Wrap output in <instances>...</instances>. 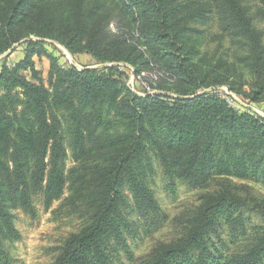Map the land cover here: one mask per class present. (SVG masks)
<instances>
[{"label":"trees","instance_id":"trees-1","mask_svg":"<svg viewBox=\"0 0 264 264\" xmlns=\"http://www.w3.org/2000/svg\"><path fill=\"white\" fill-rule=\"evenodd\" d=\"M251 1L0 0V56L12 50L0 67V264H16L6 246L21 239L12 207L35 215L38 196L51 206L67 189L83 225L52 264H264V198L229 184L264 183V118L236 111L220 93L227 86L264 104V32ZM254 2L264 20V0ZM213 21L247 52L249 91L220 64L199 63L197 25ZM47 41L110 65L63 67ZM16 45L24 56L9 65ZM37 57L50 62L48 85ZM120 64L150 90L132 91ZM68 148L88 164L67 171ZM155 159L172 192L176 178L194 188L227 182L202 195L179 238L136 260L129 239L164 222Z\"/></svg>","mask_w":264,"mask_h":264},{"label":"rangeland","instance_id":"rangeland-1","mask_svg":"<svg viewBox=\"0 0 264 264\" xmlns=\"http://www.w3.org/2000/svg\"><path fill=\"white\" fill-rule=\"evenodd\" d=\"M104 5V9L106 8ZM253 10L254 24L264 32V20L258 18L255 14L257 5L254 0L251 1ZM111 14L119 16L118 11L110 5H107ZM120 17V16H119ZM197 27L205 30V41L201 48L199 63L203 65H217L226 68L232 74L238 85L244 84V89L249 91L246 85L253 80L251 68L244 60L247 52L234 46L230 39L220 30L217 21L209 24H198ZM115 29V25H112ZM14 52L8 58V64L13 65L22 60L24 56V46L16 45ZM47 49L59 58L61 66L69 68L75 66L82 70L88 67L98 69L105 68L110 64H99L92 56L87 53L71 54L64 46L54 41H47ZM12 52V50H10ZM0 56V67L4 57L11 52ZM36 67L41 72L42 80L48 85L50 74V62L46 57L35 58ZM104 65V66H102ZM121 70L127 75L128 86L137 94H143L150 90L147 81L143 78H137L133 74L130 65L120 64ZM220 88V93H223ZM207 91H210L209 89ZM264 112V104L260 105ZM155 173L153 177V189L161 208V214L164 216V222L151 234L140 232L135 237L129 239L130 247L135 259L146 256L158 244H169L179 238L185 231L191 215L197 209L201 202V197L207 192H212L220 188L224 179H212L206 187L194 188L181 179H174L176 191L170 189V181L164 173L160 161L155 159ZM88 163H78L68 148V158L66 159V170L78 169ZM235 190L243 196H254L264 198V183L250 180L233 179L230 183ZM69 189L65 191L64 196L55 201L51 206H47L43 197L36 198L35 215L24 211L21 207H12V212L16 217V226L21 233V239L18 241H6V246L10 251L16 264H52L55 260L59 247L65 239L72 233L78 231L83 225L82 218L78 212L71 207L68 196ZM77 212V213H76ZM254 223L260 220L255 213L251 215ZM132 220L143 224V219L137 214L133 215ZM125 264H139V261L131 262L124 259Z\"/></svg>","mask_w":264,"mask_h":264},{"label":"built area","instance_id":"built-area-1","mask_svg":"<svg viewBox=\"0 0 264 264\" xmlns=\"http://www.w3.org/2000/svg\"><path fill=\"white\" fill-rule=\"evenodd\" d=\"M222 96L226 99L228 104L238 112L251 113L264 118V112L261 104L252 102L249 99H245L237 94L228 91V89L223 88Z\"/></svg>","mask_w":264,"mask_h":264},{"label":"water","instance_id":"water-1","mask_svg":"<svg viewBox=\"0 0 264 264\" xmlns=\"http://www.w3.org/2000/svg\"><path fill=\"white\" fill-rule=\"evenodd\" d=\"M11 52V51H10ZM102 66H104V65H102ZM88 68H95V67H88ZM133 74H135V70H133ZM228 89V91H230V89L229 88H227Z\"/></svg>","mask_w":264,"mask_h":264}]
</instances>
